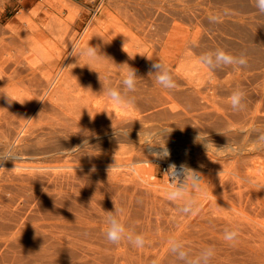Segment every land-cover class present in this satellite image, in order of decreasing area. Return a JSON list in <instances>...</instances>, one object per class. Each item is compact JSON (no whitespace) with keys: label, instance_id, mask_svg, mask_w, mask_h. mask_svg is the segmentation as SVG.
Instances as JSON below:
<instances>
[{"label":"rangeland","instance_id":"obj_1","mask_svg":"<svg viewBox=\"0 0 264 264\" xmlns=\"http://www.w3.org/2000/svg\"><path fill=\"white\" fill-rule=\"evenodd\" d=\"M88 45L100 54L91 69L77 55ZM218 48L247 65L198 63ZM157 61L174 89L149 77ZM127 65L140 79L125 109L103 87L123 92ZM237 89L243 111L229 103ZM261 135L254 0H0V157H13L0 162V264H183L170 238L193 260L212 247L210 264H264ZM163 143L172 158L154 155ZM181 183L184 198L169 200ZM115 207L144 247L106 239Z\"/></svg>","mask_w":264,"mask_h":264},{"label":"clouds","instance_id":"obj_2","mask_svg":"<svg viewBox=\"0 0 264 264\" xmlns=\"http://www.w3.org/2000/svg\"><path fill=\"white\" fill-rule=\"evenodd\" d=\"M254 7L260 15H264V0H254ZM210 22H216L218 17L210 16ZM72 52H76V49L73 48ZM71 54V53H70ZM72 55V54H71ZM78 56L85 57L87 59V66L91 69V64L100 58L98 49L92 46L82 47L79 49ZM198 63L209 69H215L222 66H234L242 67L246 66L248 63L247 57L243 54L240 56H234L229 54L223 49H216L214 52H208L199 57ZM128 66V65H127ZM155 69V72H149V77L155 78V83L161 85L165 89H174L177 85L173 78V75L170 69L161 62H155L152 66ZM122 85L124 91H120L110 85L103 87V93L114 103L119 105L122 108L128 109L131 108L134 104L133 98L129 96V93H133L136 90L137 81L140 79L137 76V72L134 68L128 66V70L122 73ZM245 92L237 89L234 90L229 96V103L234 111H243L246 107ZM13 101H16L13 99ZM23 104L24 102H20ZM116 134V132H115ZM129 135V133H121ZM117 135V134H116ZM198 141L200 140V135L197 137ZM87 142V141H86ZM259 143L264 144V135L259 137ZM208 143L205 144V147L208 151ZM148 144V145H154ZM164 151L162 153H154V155L166 157L168 155L167 149L163 144H160ZM13 157L11 155L5 157H0V162L10 159ZM184 169V177H185ZM188 170V169H187ZM191 173L195 172L189 170ZM173 176L176 175V170L173 168L169 171ZM186 188L183 183L180 186H173L168 190V199L169 200H180L184 198V193ZM196 201L193 199H185V206L183 208L184 212L194 211ZM70 211V210H69ZM105 223L106 228V239L112 244H119L122 240H127L133 246L137 248H142L145 245V237L142 234L135 233L134 231L127 230L123 222L119 219L122 209H117L115 207L114 211L105 212ZM238 230L236 229H226L224 233V239L227 242H235L238 238ZM169 251L176 256L178 261L183 262V264H210L211 259L215 255V251L212 247L204 248L200 251L199 255L193 260L189 258V253L184 249V245L176 240L175 238H170L168 241Z\"/></svg>","mask_w":264,"mask_h":264},{"label":"bare ground","instance_id":"obj_3","mask_svg":"<svg viewBox=\"0 0 264 264\" xmlns=\"http://www.w3.org/2000/svg\"><path fill=\"white\" fill-rule=\"evenodd\" d=\"M31 107V106H30ZM3 148V147H2ZM6 149V148H5ZM6 151V150H5ZM173 151V150H172ZM168 152V151H167ZM174 154V153H173ZM176 155V154H175ZM168 157H173V155H171V153L169 152L168 153V155H167ZM174 160H172V161H166V164H165V168H166V170L167 171H170L172 168H173V166H174V168H175V170H176V174L179 172V167L177 166V165H174ZM170 174H172V173H170Z\"/></svg>","mask_w":264,"mask_h":264},{"label":"built area","instance_id":"obj_4","mask_svg":"<svg viewBox=\"0 0 264 264\" xmlns=\"http://www.w3.org/2000/svg\"><path fill=\"white\" fill-rule=\"evenodd\" d=\"M177 178H179V177H177ZM180 182V181H179Z\"/></svg>","mask_w":264,"mask_h":264}]
</instances>
